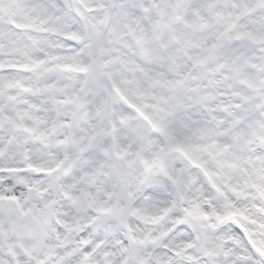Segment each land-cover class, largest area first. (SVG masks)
<instances>
[{"label":"snow or ice","instance_id":"6c2138e0","mask_svg":"<svg viewBox=\"0 0 264 264\" xmlns=\"http://www.w3.org/2000/svg\"><path fill=\"white\" fill-rule=\"evenodd\" d=\"M0 264H264V0H0Z\"/></svg>","mask_w":264,"mask_h":264}]
</instances>
